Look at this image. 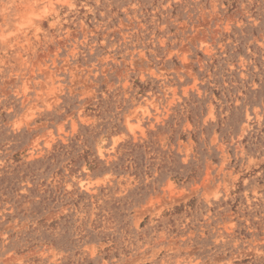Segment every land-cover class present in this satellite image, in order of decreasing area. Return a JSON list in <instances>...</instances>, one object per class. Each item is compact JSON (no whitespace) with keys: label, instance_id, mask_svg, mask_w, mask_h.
Returning a JSON list of instances; mask_svg holds the SVG:
<instances>
[{"label":"rangeland","instance_id":"1","mask_svg":"<svg viewBox=\"0 0 264 264\" xmlns=\"http://www.w3.org/2000/svg\"><path fill=\"white\" fill-rule=\"evenodd\" d=\"M0 264H264V0H0Z\"/></svg>","mask_w":264,"mask_h":264}]
</instances>
